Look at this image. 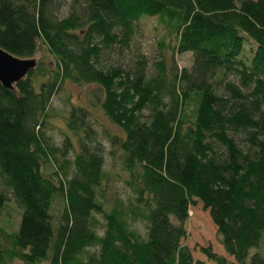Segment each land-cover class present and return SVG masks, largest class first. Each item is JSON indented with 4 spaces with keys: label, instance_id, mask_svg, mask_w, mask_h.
Wrapping results in <instances>:
<instances>
[{
    "label": "trees",
    "instance_id": "trees-1",
    "mask_svg": "<svg viewBox=\"0 0 264 264\" xmlns=\"http://www.w3.org/2000/svg\"><path fill=\"white\" fill-rule=\"evenodd\" d=\"M66 2L0 0V48L50 56L0 84V210L11 195L21 211L15 227L0 225V264H204L181 244L196 199L233 257L203 248L208 259L264 264V0H71L62 15ZM145 16L166 30L154 68L140 54L105 63ZM175 53H191L190 67ZM66 82L92 85L89 105L122 132L109 139L127 202L104 197L105 148L86 105L62 116L60 145L46 134Z\"/></svg>",
    "mask_w": 264,
    "mask_h": 264
},
{
    "label": "rangeland",
    "instance_id": "rangeland-1",
    "mask_svg": "<svg viewBox=\"0 0 264 264\" xmlns=\"http://www.w3.org/2000/svg\"><path fill=\"white\" fill-rule=\"evenodd\" d=\"M65 7L62 9V15L66 14L71 0H66ZM134 33L128 48L120 51L119 47L114 46V50L106 54L105 63H121L123 65H129L136 59V55L140 54L145 57L147 66L149 69L154 68L153 63L160 58V50L158 49V40L164 38V42L167 41L164 35H166L165 26L161 23L157 16L155 17H141L134 22ZM167 43V42H166ZM247 42L244 43V49L247 46ZM39 55L34 57L40 58L44 63L50 62V56L41 49ZM165 51V50H163ZM166 61L170 59L169 49L165 51ZM178 69L187 67L189 68L192 61L191 53H178L172 58ZM92 85H77L66 82L60 90L53 96L50 105L49 113L52 117L49 119L50 126L46 130V134L51 136L53 143L60 145L63 140V132L65 130V123L62 122V116L67 114L69 108L74 104L86 105L92 115H90V122L94 130L98 133V138L104 144V170L109 178L105 184L104 197L110 201L114 198H122L124 201H128L132 198V193L129 186L126 184L128 174L122 169L119 162L118 153H115L110 143L109 137L113 134H122L119 128H117L98 107H91L89 105L91 99ZM2 185L0 183V190ZM56 202L52 207V213L55 219L62 211L63 202L61 199L56 198ZM20 210L15 201H13L11 195H9L6 205L3 210H0V225L2 227L17 225V220L20 216ZM131 227L137 228L141 234H144L145 227L139 220L129 219ZM185 229V237L181 240V244L188 247L191 252V256L194 260H202L204 264H215L202 252L203 248H210L217 255H223L228 262L233 261V257L227 255L223 246L218 242L216 234V226L212 223L208 210L203 208V204L198 200H194L193 204L189 206L188 217L183 223ZM102 232V229L99 231ZM264 245V240H263ZM254 249H252L253 251ZM14 264H21L19 260L13 262ZM40 264H48L46 262Z\"/></svg>",
    "mask_w": 264,
    "mask_h": 264
},
{
    "label": "water",
    "instance_id": "water-1",
    "mask_svg": "<svg viewBox=\"0 0 264 264\" xmlns=\"http://www.w3.org/2000/svg\"><path fill=\"white\" fill-rule=\"evenodd\" d=\"M36 63L34 58L16 57L0 48V84L5 88H11L19 79L26 76Z\"/></svg>",
    "mask_w": 264,
    "mask_h": 264
}]
</instances>
